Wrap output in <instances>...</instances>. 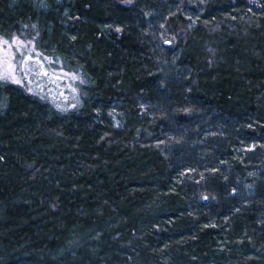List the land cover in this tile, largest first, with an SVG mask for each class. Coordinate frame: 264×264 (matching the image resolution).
Listing matches in <instances>:
<instances>
[{"label": "trees", "instance_id": "16d2710c", "mask_svg": "<svg viewBox=\"0 0 264 264\" xmlns=\"http://www.w3.org/2000/svg\"><path fill=\"white\" fill-rule=\"evenodd\" d=\"M84 79L0 80V264H264V0H0V37Z\"/></svg>", "mask_w": 264, "mask_h": 264}, {"label": "rangeland", "instance_id": "374dc122", "mask_svg": "<svg viewBox=\"0 0 264 264\" xmlns=\"http://www.w3.org/2000/svg\"><path fill=\"white\" fill-rule=\"evenodd\" d=\"M0 80L20 86L58 110L74 107L84 79L39 52L35 36L0 37Z\"/></svg>", "mask_w": 264, "mask_h": 264}]
</instances>
